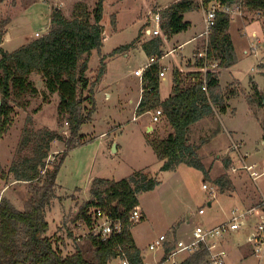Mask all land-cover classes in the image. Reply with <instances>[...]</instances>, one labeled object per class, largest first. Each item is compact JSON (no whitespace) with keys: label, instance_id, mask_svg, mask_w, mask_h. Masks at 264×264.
Instances as JSON below:
<instances>
[{"label":"rangeland","instance_id":"1","mask_svg":"<svg viewBox=\"0 0 264 264\" xmlns=\"http://www.w3.org/2000/svg\"><path fill=\"white\" fill-rule=\"evenodd\" d=\"M55 1L53 3L52 0L51 4L50 0H0V22H10L9 26L7 25L9 29L7 38L2 41L1 48L5 52L12 53L29 44L31 38H35L36 32L41 33L42 36L47 35L51 30L55 6H60V9L56 10H61L68 19H72L74 13L81 10L79 7L87 8L91 13L96 3V0ZM178 1L180 0H162V2L106 0L105 2L102 24L108 37L102 47L103 54H101L102 50L98 51L100 56L97 50L93 53L87 73L90 82L94 83L103 55L106 63L105 74L94 86L97 111L93 116L94 120L84 125L80 132L86 137L87 142L74 150L67 151L58 175L57 197L46 212L50 224L48 236L54 240L55 246L64 257L74 254L79 249H89L87 237L90 230L80 218V211L92 199L90 189L96 178L120 181L133 172L141 171L147 165H150L146 171L150 176H161L162 183L159 186L153 191L140 194L139 202L144 219L136 223L131 230L138 249L145 257V264H181L190 256L188 252L179 253L162 262L161 257H164L166 246L162 249L150 250V244L161 234H165L167 244L164 245L175 247L173 228L176 225L179 229V238L184 242H190L198 226L212 227L215 222L226 221L231 210L234 209L232 207L244 209L241 200H244L247 192H252L255 197L259 195V188L250 178L249 173L247 174L245 170L232 173L238 178V181L236 178L234 181L236 191L233 187L231 191L221 194L218 188L217 200L213 202L216 205L213 204L211 209L203 184L215 185L213 181H203L204 174L186 164L177 174L160 173L161 161L153 163L152 156L143 150L142 139L151 133H147L145 128L148 118L137 117L134 111L137 99L140 94L142 95V69L138 53H132V49L153 39L147 38L148 35L145 37L143 32L151 26L152 15L161 13ZM194 1L197 8L188 14L193 25L186 36L204 30L205 13L201 6L204 0ZM114 2H120L116 8L123 9V13L120 14L121 27L118 30L113 26V21H117V13H114L116 9H113ZM214 3L215 1L211 2L206 8ZM125 6L133 9L125 11ZM237 7L241 13L235 11L227 15L231 19L229 33L236 47L238 62L229 71H224L221 78L224 101L225 104L230 101V107L227 113L217 108L214 116L204 119L190 132L191 143L201 149L199 153L202 163L205 165L210 161L215 165L212 171L214 176H218L221 167L222 173L232 172V169L228 172L225 168L224 162L228 159L234 161L235 167H241L239 155L231 150L234 145L232 141L242 143V153L250 154L247 159L248 164L256 161L260 169L264 167V13L249 9L244 2H238ZM156 37L163 38L165 55L167 45L163 31L162 36ZM134 42L136 44L128 52L120 55L112 54L117 48L132 45ZM204 42L202 38L198 48L200 52ZM173 46L174 44L171 43L170 47ZM190 47L176 50L163 60L161 58V63L168 65L169 68H184L181 66V58ZM127 54H129L128 58ZM186 74L187 72L184 76ZM234 80L238 82L232 83ZM30 81L36 87L37 93L26 98L25 108H15L13 125L0 142L1 187L3 183L8 185V181H14V175L9 170L16 157L24 127L28 124V117L33 120L32 125H29L34 130L48 128L67 138L70 136L68 124L62 123L59 118V95L49 93L45 80L39 73H33ZM169 84L170 78H167V81L163 82V93ZM87 95L88 92H85L84 96ZM154 127L156 131L161 130V132L165 131L164 128L168 127L169 131L172 128L166 118ZM117 145L121 149L119 152L116 150ZM64 151H66L64 142H53L46 163L58 164ZM258 185L264 189V177L258 181ZM31 188V184L25 182L13 184L6 197L13 200L17 209L24 210ZM234 191L238 194L235 193L230 198L228 194ZM218 200L221 203L217 202ZM201 207L206 208L208 212L206 216L197 214ZM96 208L90 211L94 212ZM93 212H90L92 218ZM256 233L253 216L241 230L227 238L225 249L229 254L226 259L228 264H257V260L251 255L254 246L252 236ZM246 258L248 259L244 260ZM206 259L207 256L202 264ZM111 264H122V260L117 259Z\"/></svg>","mask_w":264,"mask_h":264},{"label":"trees","instance_id":"2","mask_svg":"<svg viewBox=\"0 0 264 264\" xmlns=\"http://www.w3.org/2000/svg\"><path fill=\"white\" fill-rule=\"evenodd\" d=\"M222 7L238 2L253 10L264 13V0H204L206 7L211 2ZM106 0H96L95 7L89 13L87 8L75 12L68 19L61 10L52 14L50 32L15 52L8 53L1 48L6 37L7 25L0 22V141L13 125L15 108H25L26 98L37 93L30 76L39 73L43 76L50 94L60 97L59 118L69 126L70 136L45 128H31L32 118L28 117L19 143L16 157L9 170L14 180L31 184L32 190L25 202L24 210L17 209L7 198L0 199V264H111L117 259H126L129 264H145V258L138 249L132 235L133 224L129 222L130 213L140 206V194L153 191L162 183L161 176H150L138 171L120 181L96 178L92 182L88 201L80 211V218L89 227V249H79L64 257L48 236L50 224L46 217L47 209L56 199L58 175L67 151L74 150L87 142L81 130L93 121L97 111L94 86L105 74V58L101 59L98 75L94 83L87 76L93 51H101L106 39L104 9ZM197 8L194 0H180L161 12V25L164 36L187 31L190 23L184 20V14ZM231 19L224 12H218L216 25L208 47L207 60L196 55V69L217 63L219 69H228L237 64L238 58L229 33ZM116 25L115 20L113 26ZM132 45L117 48L113 55L129 51ZM164 41L155 37L142 44L147 57H157L158 61L149 66L142 74V98L136 113H145L162 109L164 117L173 129L166 139L152 137L149 140L162 165L160 173L174 172L182 164L193 167L204 174V181H213L223 194L233 188L228 175L212 180L209 170L202 163L198 147L189 143L190 127L216 114L220 108L226 112L227 106L220 86L219 73L206 75L208 92L203 90L202 73L192 71L185 76L178 70L173 71V93L165 101L160 98V59L164 56ZM192 77L196 82L188 85ZM88 92L87 96L84 93ZM25 103H22V102ZM30 124V125H29ZM153 132L152 134H154ZM62 141L66 151L56 165L46 163L52 143ZM264 141V138H263ZM225 168L231 170L228 159ZM1 169V161H0ZM100 207L111 212L114 219L123 223L121 233L111 234L107 239L95 235V222L90 211ZM96 208V209H98ZM167 244V242H165ZM166 246L162 262L169 260L177 245ZM204 250L191 254L181 264H202Z\"/></svg>","mask_w":264,"mask_h":264},{"label":"built area","instance_id":"3","mask_svg":"<svg viewBox=\"0 0 264 264\" xmlns=\"http://www.w3.org/2000/svg\"><path fill=\"white\" fill-rule=\"evenodd\" d=\"M201 6L204 10V30L200 35L201 38L205 40L204 46L201 48L200 56L207 60L208 47L210 37L214 30L217 20L218 12H224L225 14L240 12L237 4L231 6L222 7L219 3L215 2L211 4L210 7H205L203 1ZM163 18L160 12H157L152 15L150 19V27H147L143 32L145 37L154 38L156 36H162V25ZM36 38L43 37L41 33H36ZM157 61L155 57L149 59L148 64L146 65L145 70L154 64ZM202 73L203 79V90L208 92L207 89V80L206 75L209 72L219 73L221 69L218 68L217 63H214L212 66L206 62V65L202 68L196 69ZM160 78H165L166 71L162 69ZM196 82L195 78L190 77L187 80L188 85H191ZM164 117L162 109H157L153 112L152 122L159 123L161 118ZM237 148V147H236ZM235 148V149H236ZM244 169L248 171L250 177L253 181H257L262 176H264V171L258 173L255 170L254 166L244 165ZM203 189L208 196L210 202H214L218 197V187L216 185H210L208 183L203 184ZM199 216L206 215V208H200L197 213ZM93 220L95 222V235H100L104 240L107 239L111 234L121 233L123 229V223L120 219H114L111 212H106L105 210L98 208L93 212ZM129 222L135 225L144 219V215L140 206H137L129 214ZM255 217V226L257 228V233L252 236L253 239V250L251 255L257 260V264H264V199L257 204L256 206L251 207L250 209H240L234 208L231 210L228 220L224 221L221 224L212 226V227H202L198 226L193 233V240L190 242L179 241L177 242V249L171 254V257L176 256L179 253L188 252L190 255L204 250L206 252L205 257L207 259L204 264H228L226 259L229 254L225 249L226 240L233 233L239 231L244 227L246 223L250 221L251 217ZM167 241V236L161 235L155 242L151 243L149 248L150 250L162 249L165 242ZM122 264H129L126 259L121 258ZM175 263V261L173 262Z\"/></svg>","mask_w":264,"mask_h":264},{"label":"crops","instance_id":"4","mask_svg":"<svg viewBox=\"0 0 264 264\" xmlns=\"http://www.w3.org/2000/svg\"><path fill=\"white\" fill-rule=\"evenodd\" d=\"M51 1L52 0H50V2L49 3H51ZM54 2H56L55 0H53V3ZM158 2H162V0H158ZM120 3V2H119ZM118 2H114L113 3V5H115V7H113V9H116L115 10V12L114 13H117V21H116V25L114 26V28H115V30H118V28L119 27H121V22H120V14L121 13H123V9L121 8V9H118V8H116V5L117 4H119ZM52 4V3H51ZM52 6H54V5H52ZM53 9V8H52ZM55 9H60V6H55ZM131 9H133V7H130V6H125V11H129V10H131ZM70 10V9H69ZM137 10H138V8H137ZM190 12H188V13H186V14H184V20L186 21V22H189L190 23V28L192 27V25H193V22L188 18V14H189ZM66 16V15H65ZM10 24V23H9ZM9 24H8V26H9ZM7 30H8V32H9V29H8V27H7ZM189 30V29H188ZM188 30L187 31H185V32H182V33H179V34H176V35H173V36H171L170 38H167L166 36L164 37L165 38V41H166V54L162 57V59L161 60H163L164 58H166L167 56H169L170 54H172V53H174V52H176V50H183L184 48H186L187 46H191L190 48H189V50H188V52L185 54V55H182V58H181V66L182 67H184V68H182V69H176V68H169V66L168 65H164V64H162L161 63V60H160V66H161V69L162 68H164L165 69V71H166V76H165V78H160V98H161V101H165L166 99H168L171 95H172V93H173V80H174V77H173V71H175V70H178L180 73H183V75L187 72H191V71H195L196 70V67H195V63H196V58H197V56L196 55H198L199 53H200V51L198 50V48H199V43H200V41H201V37H200V35L202 34V32H203V29L199 32V33H195L194 35L192 34V35H190V36H186L185 34L188 32ZM36 33H39V32H36ZM36 33H35V35H36ZM7 35H8V33H7ZM7 35H6V37L5 38H7ZM108 37V34L106 35V38ZM36 39V37L34 38V37H32L31 38V40H30V42L31 41H33V40H35ZM231 39H232V37H231ZM8 40V39H7ZM106 41V39L104 40V42ZM29 42V43H30ZM233 42V41H232ZM171 43H173L174 44V46H173V48H171L170 47V44ZM233 44H234V42H233ZM234 47H235V45H234ZM169 51H168V50ZM102 51H101V54H103V48L101 49ZM133 51H132V53H138V60H140V62H141V69H142V71H141V79H142V74H143V72L145 71V68H146V65L148 64V62H149V58L147 57V55L145 54V52L143 51V49H142V46H138L137 48H135V49H132ZM168 51V52H167ZM185 51V50H184ZM95 51H93V53H94ZM98 52V51H97ZM235 52H236V47H235ZM93 53H92V56H93ZM244 53L246 54V51H244ZM101 54H99V52H98V56H100ZM118 55H120V54H118ZM236 55H237V52H236ZM92 56H91V58H92ZM127 56V58L129 57V54H127L126 55ZM238 56V55H237ZM102 58H104L103 57V55H102ZM90 61H91V59H90ZM90 65V64H89ZM231 68H228V69H222V71H221V73L219 74L220 75V86H221V78H222V74L224 73V71H229ZM167 78H170V84H169V86H168V88H167V90L165 91V93H163V82L164 81H167ZM235 82H238V81H236V80H234V81H232V83H235ZM231 83V84H232ZM230 84V85H231ZM221 88H222V86H221ZM141 89H142V83H141ZM232 90H234V89H232ZM141 92H142V90H141ZM95 94H96V92H95ZM141 94H140V96L138 97V99H137V102H136V105H135V107H134V111L136 112V110H137V107H138V105H139V103H140V101H141ZM230 102V101H229ZM229 102L227 101V104H226V106H227V110H228V108L230 107V104H229ZM227 110H226V113H227ZM153 112L154 111H151V112H148V113H145V114H143V115H141V117H147L148 118V121H147V123H146V126H145V128L147 129V133H153V132H155L154 134L155 135H151V134H149V135H145L144 136V139H142V142H143V150L146 152V153H148V154H150L151 156H152V159H153V163H156V162H158L159 161V159H158V157L156 156V154H155V152H154V150H153V148L151 147V145H150V143H149V140L152 138V137H159L160 139H166L170 134H172L174 131H173V129L171 128V130L169 131L168 130V127L167 128H164L165 129V131H162L161 132V130L160 131H156V128L154 127V125H157V124H159L165 117H162L161 118V121L159 122V123H153L152 122V115H153ZM151 115V116H150ZM137 117H139L138 115H137ZM134 119V118H133ZM94 120V119H93ZM203 121V120H202ZM201 122V121H200ZM199 122V123H200ZM199 123H197V124H199ZM197 124H194L193 126H191L190 127V131H189V143H190V145H192V146H194V147H197L194 143H191V141H190V132H191V129L194 127V126H196ZM263 138H264V135H263ZM1 141H3V140H1ZM0 141V142H1ZM114 141V140H113ZM113 141H112V143H113ZM233 142V146L231 147V150L233 151V152H236L238 155H239V158H240V160H241V163H242V165H241V167H235V163H234V161H232L231 160V162H232V166H231V169H232V172H230L229 174H227V173H222V171H223V168L221 167V170L219 171L220 173L218 174V176H214L213 175V172L212 171H214V168H215V165H213L212 164V162H208V163H205V165H206V168L209 170V175H210V178L212 179V180H215V179H217V178H219V177H222V176H224L225 174H227L228 176H229V178H230V181H231V183H232V185H233V187H234V189H235V191H236V188H235V185H234V181H235V178H236V176L234 177L233 175H232V173H237V172H240V171H243V170H245L244 169V165H246V166H254L255 167V170L256 171H258V173H262L263 171H264V167H262V169H260L259 168V166L257 165V162L256 161H254L253 162V164H248V162H247V159L250 157V154H248V153H245V154H243L242 153V147H243V144L241 143V144H239V143H236V142H234V141H232ZM237 147V148H236ZM199 148V147H198ZM234 148H236V149H234ZM116 150H117V152H119L121 149H120V147H119V145H117L116 146ZM199 151H201V149H199L198 150V154L200 155L201 153H199ZM1 154V153H0ZM1 157V156H0ZM0 161H1V158H0ZM220 162H221V160H219ZM260 163V162H259ZM184 164H182L181 166H179L178 168H177V170L176 171H174V173H179V170H180V168L183 166ZM149 167H150V165H147L145 168H143V169H141V171H144V172H146L148 169H149ZM136 172H138V171H136ZM136 172H133L132 174H134V173H136ZM245 172L248 174V171L247 170H245ZM166 173H168V172H166ZM171 173V172H170ZM131 174V175H132ZM163 174H165V173H163ZM130 175V176H131ZM264 176H262L260 179H262ZM251 178V177H250ZM102 179H105V178H102ZM252 179V178H251ZM260 179H258L257 181H253L257 186H258V188H259V195H257L256 197L252 194V192H247L246 194H245V198H244V200H241V202L244 204L243 205V207H244V209H250L251 207H253V206H256L257 204H259L261 201H262V199H264V189H263V187H260L259 185H258V181L260 180ZM107 180H111V179H107ZM253 180V179H252ZM114 181H116V180H114ZM204 181V180H203ZM236 181H238V178H236ZM9 182V184L7 185V184H4L3 183V186L1 187L0 186V199L1 198H7V199H9L13 204H14V202H13V200L12 199H10V198H8V197H6V194H7V192L10 190V187L11 186H13V184H16V183H18V184H20V182H17V181H13L12 182V180H10V181H8ZM262 186V185H261ZM233 192V193H229L228 195H229V197L230 198H232L233 197V195H235V193H237V192ZM238 194V193H237ZM220 196H221V194H220ZM220 198V197H219ZM220 200H218L217 202H219ZM219 203H221V201L219 202ZM213 204H215V203H213V202H210L209 200H208V205H209V207L212 209V207H213ZM216 205V204H215ZM14 206H16V205H14ZM219 206V205H218ZM140 207H141V209H142V206H141V204H140ZM202 208V207H201ZM232 208H235V207H232ZM238 208V207H237ZM20 210V209H19ZM208 214V212H206V215ZM205 215V216H206ZM146 217V216H145ZM228 220V219H227ZM226 220V221H227ZM224 221L223 220H221V221H218V222H215L214 223V225L213 226H215V225H218V224H221V223H223ZM178 228V226L176 225L174 228H173V233H174V239L176 240V245H177V242H179V241H183V240H181L180 238H179V229H177ZM161 235H163V234H161ZM160 235V236H161ZM145 258V257H144ZM161 258H163V256L161 257ZM171 258H173V257H171L170 256V258L169 259H171ZM248 258H246V259H244V260H247Z\"/></svg>","mask_w":264,"mask_h":264},{"label":"water","instance_id":"5","mask_svg":"<svg viewBox=\"0 0 264 264\" xmlns=\"http://www.w3.org/2000/svg\"><path fill=\"white\" fill-rule=\"evenodd\" d=\"M0 105H1V103H0Z\"/></svg>","mask_w":264,"mask_h":264}]
</instances>
